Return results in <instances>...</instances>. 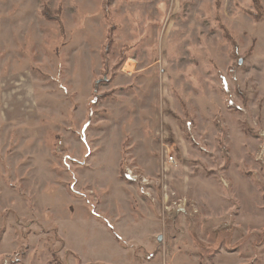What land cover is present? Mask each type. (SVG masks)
Returning a JSON list of instances; mask_svg holds the SVG:
<instances>
[{"label": "rangeland", "instance_id": "obj_1", "mask_svg": "<svg viewBox=\"0 0 264 264\" xmlns=\"http://www.w3.org/2000/svg\"><path fill=\"white\" fill-rule=\"evenodd\" d=\"M0 264H264V0H0Z\"/></svg>", "mask_w": 264, "mask_h": 264}, {"label": "built area", "instance_id": "obj_2", "mask_svg": "<svg viewBox=\"0 0 264 264\" xmlns=\"http://www.w3.org/2000/svg\"><path fill=\"white\" fill-rule=\"evenodd\" d=\"M173 159H170V161H172Z\"/></svg>", "mask_w": 264, "mask_h": 264}]
</instances>
